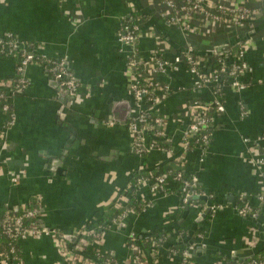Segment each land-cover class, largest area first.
<instances>
[{
    "label": "crops",
    "instance_id": "1",
    "mask_svg": "<svg viewBox=\"0 0 264 264\" xmlns=\"http://www.w3.org/2000/svg\"><path fill=\"white\" fill-rule=\"evenodd\" d=\"M249 1L262 7L257 0ZM132 16L140 24L136 47L143 59L158 49L173 59L192 48L210 62L209 56L218 55L217 47L229 45L230 51L219 55L232 62L231 50L244 40L248 66L242 77L247 88L224 89L222 110L213 107L214 89H198L196 77L184 64L158 73L155 80L168 88L157 107L166 120L168 151L154 149L143 157L135 152L128 129L136 110L130 51L118 39ZM201 25L195 32L171 26L162 18L157 0H0V39L12 33L27 49L54 61L65 60L79 83L72 99L46 65H30L20 73L15 55L0 56V91L5 90L14 114L13 126L7 128L9 117L0 111V216L34 206L41 227L76 237L74 243L66 240L68 249L84 245L93 259L86 260L96 262L108 255L106 264H134L131 233L138 235V246L163 231L169 234L158 251L160 260L152 262L146 251L143 264H178V254L169 255V246L182 245L189 254L186 239L209 247L201 256L189 255L195 264L233 261L218 252L252 250L253 255L263 251L264 256V205L258 199L264 195V171L251 161L264 156V17L241 27L224 28L209 21ZM21 80L25 85L17 90ZM196 99L212 118L205 149L196 145L188 149L184 142ZM171 159L197 179L206 194L202 199L206 210L187 209L176 190L154 194L149 181L134 182L139 172ZM131 197L142 203L141 212H126L120 221L101 226L112 207ZM240 202L256 215L242 213ZM211 206L220 209L197 221ZM82 234L94 240L83 241ZM19 245L23 264H69L53 235L29 237Z\"/></svg>",
    "mask_w": 264,
    "mask_h": 264
},
{
    "label": "built area",
    "instance_id": "2",
    "mask_svg": "<svg viewBox=\"0 0 264 264\" xmlns=\"http://www.w3.org/2000/svg\"><path fill=\"white\" fill-rule=\"evenodd\" d=\"M161 7V16L171 26L182 29L184 32H195L197 26L206 24V21L213 24L220 25L224 28L238 27L245 23V21L255 20L258 17H264V0H257L262 4V7L257 3L253 4L249 0H242L235 4H230L228 0H157ZM140 38V24L134 16L128 18L118 33L119 41L129 48L130 56L128 61V68L132 72L131 91L136 106L135 112L132 113L128 122V129L133 135L134 150L143 157L154 149L161 148L159 141L167 142L165 134L166 120L163 117H157L154 125L150 126L147 118V111L157 108L165 100L168 94V88L157 82L156 75L158 73L166 74L167 72L185 65L189 68L190 72L196 77L198 81V89L202 87H212L214 89L216 99L213 107L217 110H222L220 96L224 89L231 88L235 91H243L247 85L242 77L247 72L248 66L245 61V49L240 47L239 52L234 56V60L228 63L222 57L216 58L215 64L210 65L207 56H194L192 48H188L184 54H180L173 59L164 55L161 50H154L149 59H143L136 47ZM20 52L22 60L18 65V72L22 73L30 65H46L50 72L58 81L60 87L68 92L70 97L74 99L79 91V83L75 75L68 68L65 60H52L37 52L31 51L22 46L21 43L15 38L12 33H7L3 39H0V54L16 55ZM163 52L164 57L160 54ZM141 71L144 76L138 74ZM227 75V79L224 76ZM25 85V81L21 80L17 84L16 89L20 90ZM3 94L0 98H3ZM7 98V96H5ZM143 105H148L150 108L147 111L142 110ZM4 113L10 111V106L5 105L2 110ZM207 109L203 106L200 100L196 99L191 104L190 114L192 123L189 130L185 135L184 142L190 138L195 137L204 128H206L211 120ZM14 123V114L11 112L9 115L6 127H12ZM113 126L114 122H110ZM152 130L153 137L147 139V134ZM264 139V137H263ZM209 135H201L196 139V146L205 149L209 144ZM168 151V149H165ZM252 162L258 164L264 171V156L260 158L251 159ZM142 181H149L151 183L152 193H167L171 183H167L165 176L153 177H140ZM179 184L181 201L183 205L188 206L192 200L198 197H205L206 194L199 188L197 179L195 177H187L182 172L175 175L172 183ZM176 183V186H177ZM261 204L264 205V195L258 197ZM207 208V207H206ZM210 211L215 212L220 207L211 206ZM240 211L246 214L256 213L250 207H243ZM38 209H34L25 213L22 217L13 216L6 213L4 219L0 222L7 237L12 242H19L29 237H36L42 235H53L61 242L62 249H64V256L69 264H95L91 260H82L78 256L79 251L82 250L84 245H76L75 248L68 249L66 246V239L58 229H50L41 227L38 221ZM202 212H200V215ZM24 218H29L32 223L25 226L23 223ZM130 241L131 248L134 251L133 262L134 264H143L142 252L138 249L136 235L131 233ZM176 254V253H174ZM0 257H2L0 255ZM183 261L189 258L187 252H183ZM3 264H23L16 248L12 245L10 254L7 257H2ZM246 264H264L259 260H251Z\"/></svg>",
    "mask_w": 264,
    "mask_h": 264
},
{
    "label": "trees",
    "instance_id": "3",
    "mask_svg": "<svg viewBox=\"0 0 264 264\" xmlns=\"http://www.w3.org/2000/svg\"><path fill=\"white\" fill-rule=\"evenodd\" d=\"M243 42L244 40H239L237 41L236 45L234 46V48L231 50L230 52V57H234L240 50V47L243 45ZM162 54H160L162 57H164L163 55V52H161ZM185 52L182 51L181 52V55L184 54ZM0 56H4V54H0ZM18 59H19V63L21 64V60H22V57H21V54L20 52H18L16 55H15ZM166 56V55H165ZM194 56H198L196 53H194ZM218 57H222L224 59L227 60V56L226 55H214V56H209V58L211 59L210 60V65H214L215 64V61H216V58ZM228 63H230V61H227ZM19 64V65H20ZM138 74H140L141 76H144V74L141 72V71H138ZM225 79H227V75L224 76ZM5 93V90H2L0 91V95L3 94V98H0V111L3 110V107L5 105H9L10 106V103L8 101V99L5 97L6 95L4 94ZM12 107L10 106V111L7 114V116L9 117V115L11 114L12 112ZM207 113L209 115H211V113L209 111H207ZM161 117V115L159 114L157 108L156 109H152V110H149L147 111V118H148V123L150 126L154 125V121L157 117ZM211 124H212V118L210 120V123L209 125L204 128L199 134H197L195 137L193 138H190L186 144V147L189 149L191 147H193L194 145H196V139L198 136L201 135H209V138L211 139V132H210V127H211ZM152 130H150V132L148 133L150 135V139L152 138ZM159 142V145L161 148L163 149H168L167 146L168 145H165L164 142H161V139L158 140ZM179 172H182V174H184L185 176H187L185 174V171H184V167L176 160V159H171L169 161H167L166 163H162L161 165H158L156 168H154L153 170L151 171H143V172H139V175H137L135 178H134V182L136 181V179L140 178V177H147L149 175H152L153 177H158V176H165L166 179H167V183H171L172 185V189H169V191L171 190H176L178 192L179 190V184L177 183V186H176V183H172V181L174 180V177L177 173ZM188 177V176H187ZM135 190V189H134ZM167 191V192H169ZM128 195V194H127ZM137 200H135L133 197H131V199H129L124 205H116L114 207H112L110 209V211H108V213L106 214V218L105 220L102 222L101 226L103 227H106L108 226V224L110 223H113V222H117V221H120L122 218H123V215L126 213V212H131L133 211L134 213H139L142 211V206L140 204V202H136ZM140 205V206H139ZM190 206L191 208H194V209H197L198 210H206V204L204 203V201L202 199H194L191 201V203L188 205ZM244 207V204H242L240 202V204H238V208L241 210L242 208ZM34 206L33 207H30V208H26V209H19L18 211H9V212H5L3 215L0 216V222L4 219V217L6 216V213H10L12 214L13 216H16V217H22L25 213H27L28 211H31V210H34ZM23 223L25 226H29L31 223H32V220H30L29 218H24L23 220ZM37 223L40 225L39 223V220L37 221ZM102 227V228H103ZM96 231V230H95ZM203 232V231H202ZM168 234L169 232H166V231H163V232H156L154 234L151 235V237L145 239L144 241H139V245L138 246H141L142 249H144L145 251L142 252V261L143 263L147 260V257L148 255L150 254L151 256V260L152 262H155L157 260H160V255L158 253V251L160 250V248L162 246L165 245V242L168 238ZM81 239L83 241H88V242H92L94 240V237L93 236H85V234H82L81 235ZM136 238L138 239V235H136ZM12 245L15 246L16 248V251L18 253V255L20 256V245H19V242H12L10 241V239L7 237V235L5 234L4 230L2 228H0V255L2 257H7L9 256L10 254V249L12 247ZM145 245V246H144ZM75 248V246L73 247ZM147 252H149V254L147 255ZM185 247L182 246V245H179V244H173V245H170L169 246V255H177V260H178V264H195L196 263V260L194 259V257H189L186 262L183 261V252H185ZM146 253V255H145ZM176 253V254H174ZM168 255V256H169ZM78 256L80 258H82V260H86V259H92V257L88 254H86V252L82 249L79 251V254ZM107 258H109L108 255L106 256H102V257H98V259L94 260L95 264H106V260ZM182 258V260H181ZM262 259H264V256H263V251L260 252L259 254L257 255H254L253 258H251L250 260H247L246 262H233V261H227V264H246V263H249L251 260H259V261H263Z\"/></svg>",
    "mask_w": 264,
    "mask_h": 264
},
{
    "label": "water",
    "instance_id": "4",
    "mask_svg": "<svg viewBox=\"0 0 264 264\" xmlns=\"http://www.w3.org/2000/svg\"><path fill=\"white\" fill-rule=\"evenodd\" d=\"M230 51V46L226 45L223 47H217L215 49V53L217 54H224ZM264 143V141H262ZM196 199H206L205 197H198ZM188 209V206L186 207ZM210 213V208L207 209L206 213L203 214L201 217L198 218L197 221H200L202 219H204L208 214ZM252 220H254L256 223H259V221L256 218H253ZM65 239L71 243H74L76 241V237L75 236H71V235H66ZM185 242L187 243L188 247H190L191 249L189 250V255H197V256H201L204 253H208L209 252V247L207 246H202L200 244H196L194 242L193 239H186ZM220 255L224 256L225 258L231 259L233 261H244V260H248L250 258H253V251L249 250L248 252L245 253H230V254H226L224 252H218Z\"/></svg>",
    "mask_w": 264,
    "mask_h": 264
},
{
    "label": "rangeland",
    "instance_id": "5",
    "mask_svg": "<svg viewBox=\"0 0 264 264\" xmlns=\"http://www.w3.org/2000/svg\"><path fill=\"white\" fill-rule=\"evenodd\" d=\"M242 25L238 26V27H241Z\"/></svg>",
    "mask_w": 264,
    "mask_h": 264
}]
</instances>
